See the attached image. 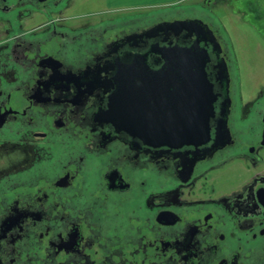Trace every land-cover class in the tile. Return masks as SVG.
I'll return each instance as SVG.
<instances>
[{
    "label": "flooded vegetation",
    "instance_id": "1",
    "mask_svg": "<svg viewBox=\"0 0 264 264\" xmlns=\"http://www.w3.org/2000/svg\"><path fill=\"white\" fill-rule=\"evenodd\" d=\"M78 2L0 0V264H264V87L244 84L260 75L205 12ZM185 19L212 33L213 111L203 142L160 146L156 109L181 106L150 76L195 37L155 28Z\"/></svg>",
    "mask_w": 264,
    "mask_h": 264
},
{
    "label": "water",
    "instance_id": "2",
    "mask_svg": "<svg viewBox=\"0 0 264 264\" xmlns=\"http://www.w3.org/2000/svg\"><path fill=\"white\" fill-rule=\"evenodd\" d=\"M160 28L188 31V35L194 36L195 40L188 48L174 46L161 51L165 65L150 78H156L158 83L173 82L174 92L171 95L174 96V103L180 104L181 109L175 107L174 117L171 116L170 119L167 116H162L161 108L156 109V116L153 119L155 126H151L153 133L150 136L158 138V140L155 138L153 140H156L160 146H172V142L173 146L203 142L204 137L208 135V123L212 116L214 95L205 72L208 53L200 46V43L204 40L201 33L206 30L210 33L211 31L198 19L160 23L155 29ZM118 82L116 81L117 88H119ZM118 103L119 94H116L111 108V114L116 120L120 119ZM179 112H183V114L178 116Z\"/></svg>",
    "mask_w": 264,
    "mask_h": 264
},
{
    "label": "rangeland",
    "instance_id": "3",
    "mask_svg": "<svg viewBox=\"0 0 264 264\" xmlns=\"http://www.w3.org/2000/svg\"><path fill=\"white\" fill-rule=\"evenodd\" d=\"M114 0H82L74 5L76 8L90 10L112 8ZM137 0L131 6L143 16H159L176 19L196 16L204 12L220 22L237 55L242 73L251 71L260 75L258 79L244 80L250 82L251 89L264 87V0ZM210 3L211 12L205 8ZM194 14V15H193ZM135 14H127L132 16ZM164 15H167L164 17ZM250 68L249 71L246 70ZM256 74V76H257ZM248 86V84H247ZM246 87V85H245Z\"/></svg>",
    "mask_w": 264,
    "mask_h": 264
},
{
    "label": "crops",
    "instance_id": "4",
    "mask_svg": "<svg viewBox=\"0 0 264 264\" xmlns=\"http://www.w3.org/2000/svg\"><path fill=\"white\" fill-rule=\"evenodd\" d=\"M124 1L126 2V5L133 6L134 5V1H137V0H124Z\"/></svg>",
    "mask_w": 264,
    "mask_h": 264
}]
</instances>
